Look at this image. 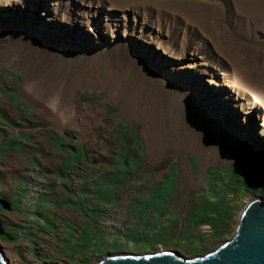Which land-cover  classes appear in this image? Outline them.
<instances>
[{"label":"rangeland","instance_id":"1","mask_svg":"<svg viewBox=\"0 0 264 264\" xmlns=\"http://www.w3.org/2000/svg\"><path fill=\"white\" fill-rule=\"evenodd\" d=\"M242 2L247 4L246 0ZM185 7L182 2L169 8ZM241 12L244 20L246 15H252L247 8L241 7ZM25 15L17 19L22 21ZM227 22L233 24L232 18ZM60 28L49 39L61 46L54 47L63 50L61 40L66 33L61 32L63 26ZM260 32L264 34V28ZM99 33L96 31V35ZM88 37L85 42L93 39L91 34ZM238 39L242 42L243 38ZM256 41L264 43V37L259 36ZM145 52L152 54L149 50ZM94 53L93 64H99L101 54ZM85 54L80 56L90 55ZM140 61L150 64L149 75L158 76L171 97L177 90L176 78L173 82L166 80L153 68L165 62L149 58ZM162 65V71H171L169 66ZM112 70L119 69L104 64L98 68L99 76L104 77ZM25 82L23 71L0 65V176L8 183L9 190L3 195L12 205L11 211L0 205V222L5 232L0 233V245L11 264L46 260L56 264H96L108 254L161 250H174L186 257L206 255L233 237L249 201L264 199V179L259 175V167L253 164L258 172L256 177L236 156L232 165L209 168L202 167L196 154L189 155L192 152L184 149L177 151L172 145L152 156L142 132L146 130L144 120L130 118L127 113L131 110L125 112L121 99L115 100L109 88L102 87L99 91L82 82L75 89L77 109L100 112L98 120L88 119L93 130L89 137L85 128L66 126V119L48 115L45 109L51 103L43 106L36 99L41 94L31 98L32 94L23 90ZM204 87L206 93L208 87ZM186 103L182 98L180 106L185 108ZM213 106L218 111L216 115H222L227 122L225 112L229 109L219 100ZM252 121L258 122V117H252ZM173 139L177 140L175 129ZM261 165L259 169L264 171V163ZM202 182H206L203 187L198 184ZM22 184L25 189L19 191ZM0 200H4L3 196Z\"/></svg>","mask_w":264,"mask_h":264},{"label":"bare ground","instance_id":"2","mask_svg":"<svg viewBox=\"0 0 264 264\" xmlns=\"http://www.w3.org/2000/svg\"><path fill=\"white\" fill-rule=\"evenodd\" d=\"M246 1L243 5L241 0H231L233 7L228 0H0V65L23 71V90L27 89L31 98L41 94L36 99L53 107L47 105L48 115L66 119V126L85 128L89 137L93 130L88 119L99 118L100 112L75 107V89L82 82L98 90L109 88L115 100L121 99L124 110L132 111L125 110L130 118L144 120L148 131L144 128L142 132L152 156L172 145L177 151L196 154L203 168L232 165L238 157L257 177L255 165L260 168L264 160L259 159L263 155L252 152L264 149V43L256 38L264 37L260 32L264 2ZM182 2L187 7L169 8ZM241 7L252 15L244 20ZM22 14L26 15L20 21L17 18ZM231 18L233 24L227 22ZM62 26L64 51L49 39ZM96 31L100 33L96 35ZM90 34L93 39L85 42ZM95 51L101 54L99 64L92 61ZM85 53L90 54L88 58L80 56ZM145 58L163 60L162 64L171 68L164 76L160 74L172 82L176 78L177 90L171 97L160 78L149 75L150 64L140 61ZM104 64L119 70L100 77L98 68ZM123 68L130 71L120 72ZM158 68L162 70L159 64ZM179 76L187 80L179 81ZM202 86L208 87L206 93ZM182 98L188 101L185 108L180 106ZM218 100L229 109L225 112L227 122L213 109ZM207 106L211 110L206 111ZM170 129H175L176 141ZM250 152L251 161L247 157ZM210 159L213 161L205 164ZM198 184L203 187L206 182Z\"/></svg>","mask_w":264,"mask_h":264},{"label":"water","instance_id":"3","mask_svg":"<svg viewBox=\"0 0 264 264\" xmlns=\"http://www.w3.org/2000/svg\"><path fill=\"white\" fill-rule=\"evenodd\" d=\"M163 67L161 64L160 68ZM153 68L156 73L164 76V71L157 69V67ZM209 110H211L210 107ZM258 142L260 143V141ZM257 151L252 153L254 155H263L259 159L264 160V150ZM252 153L247 154L250 161L253 158ZM257 169L259 170V175L261 173L264 179V171ZM0 205L7 211H11V206L6 201L0 200ZM207 230L209 229L207 228ZM0 233L5 234L1 222ZM0 264H11L1 245ZM25 264L54 263L30 262ZM96 264H264V199L255 198L249 201L239 218L233 237L206 255L186 257L174 250H161L145 254L115 253L108 254Z\"/></svg>","mask_w":264,"mask_h":264},{"label":"trees","instance_id":"4","mask_svg":"<svg viewBox=\"0 0 264 264\" xmlns=\"http://www.w3.org/2000/svg\"><path fill=\"white\" fill-rule=\"evenodd\" d=\"M24 179H25V178H24ZM25 180H26V179H25ZM5 181H6V180H4V178L0 176V196H3L4 201L10 203V200H7L8 198L4 196V195L6 194V192L9 190V189H8V186H7L8 183L6 184ZM27 184H28V183H27ZM21 187H22V189H19V191H23V189H25V188H23V187H24L23 184L21 185ZM25 193H26V192H25ZM3 194H4V195H3ZM10 204H11V203H10ZM48 225H49V224H48ZM103 230H104V228H103ZM104 231H105V230H104ZM95 237H97V234H96ZM95 239H98V238H95ZM95 239H94V240H95ZM94 240H93V241H94Z\"/></svg>","mask_w":264,"mask_h":264},{"label":"flooded vegetation","instance_id":"5","mask_svg":"<svg viewBox=\"0 0 264 264\" xmlns=\"http://www.w3.org/2000/svg\"><path fill=\"white\" fill-rule=\"evenodd\" d=\"M47 262H48V260H46ZM51 263H54V262H51ZM54 264H56V263H54Z\"/></svg>","mask_w":264,"mask_h":264}]
</instances>
